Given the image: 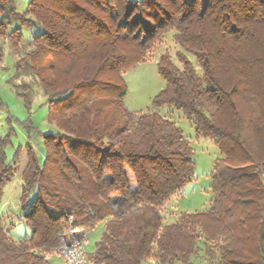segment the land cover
Returning a JSON list of instances; mask_svg holds the SVG:
<instances>
[{
	"label": "trees",
	"instance_id": "1",
	"mask_svg": "<svg viewBox=\"0 0 264 264\" xmlns=\"http://www.w3.org/2000/svg\"><path fill=\"white\" fill-rule=\"evenodd\" d=\"M169 33L180 65L161 56L155 110L129 112L125 71ZM0 36L24 52L17 73L37 76L57 128L44 135L42 162L27 147L20 203L31 234L15 243L0 223V264H49L48 252L78 253L98 229L93 264H264V0H31L23 14L0 0ZM164 106L223 156L210 208L170 224L163 211L195 163ZM9 143L0 137V199L16 174Z\"/></svg>",
	"mask_w": 264,
	"mask_h": 264
},
{
	"label": "rangeland",
	"instance_id": "2",
	"mask_svg": "<svg viewBox=\"0 0 264 264\" xmlns=\"http://www.w3.org/2000/svg\"><path fill=\"white\" fill-rule=\"evenodd\" d=\"M14 1L17 11L23 14L27 11L31 0ZM23 35L25 43L31 41L30 30L24 29ZM180 51V46L173 39V33H169L154 47L146 61L125 71L123 77L127 93L123 103L129 112L155 110L152 101L165 87V81L158 72V62L161 56L169 55L179 66L176 54ZM23 54V51L15 52L9 39L0 36V137L9 136L10 139L5 150L8 162H12L19 153L16 174L4 189L0 199V223L8 237L15 243L25 241L31 234L24 218L29 209L22 208L20 203L22 174L27 164V147H31L38 160L42 162L45 158L44 135L57 133L56 126L48 122L47 97L39 85L37 76L25 77L17 73L16 63ZM187 55L201 73L196 58L191 54L187 53ZM18 93L29 94V101L26 102ZM158 111L183 131L193 150L195 163L193 181L184 188L183 194L175 197L163 211L164 223L170 224L177 221L183 213L203 212L210 208L213 200L211 175L216 160L222 159L223 156L212 140L197 135L194 122L182 111L169 106H164ZM219 170L237 173L226 166H220ZM127 175L130 188L133 190L135 189L133 176L129 172ZM117 199L113 198L114 201ZM101 233V229L91 233L83 245L84 250L77 251L78 253L48 252L46 257L49 264H93L88 254L95 250ZM206 259L205 256L197 257L193 260V264H209ZM143 264H152V261L147 259Z\"/></svg>",
	"mask_w": 264,
	"mask_h": 264
}]
</instances>
